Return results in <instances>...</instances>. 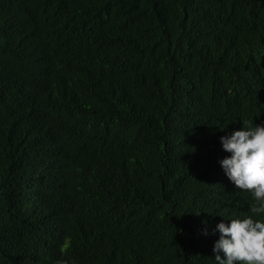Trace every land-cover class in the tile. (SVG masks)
<instances>
[{
	"label": "trees",
	"instance_id": "obj_1",
	"mask_svg": "<svg viewBox=\"0 0 264 264\" xmlns=\"http://www.w3.org/2000/svg\"><path fill=\"white\" fill-rule=\"evenodd\" d=\"M243 124L264 0H0V264H218Z\"/></svg>",
	"mask_w": 264,
	"mask_h": 264
},
{
	"label": "clouds",
	"instance_id": "obj_2",
	"mask_svg": "<svg viewBox=\"0 0 264 264\" xmlns=\"http://www.w3.org/2000/svg\"><path fill=\"white\" fill-rule=\"evenodd\" d=\"M220 141L231 154L220 160L225 174L239 189L251 192L256 201L251 213L264 212V125L243 124ZM215 230L220 233L213 247L218 264H264V220L237 217L230 224L218 223Z\"/></svg>",
	"mask_w": 264,
	"mask_h": 264
}]
</instances>
